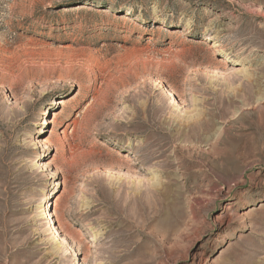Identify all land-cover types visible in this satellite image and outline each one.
I'll list each match as a JSON object with an SVG mask.
<instances>
[{"label":"rangeland","instance_id":"obj_1","mask_svg":"<svg viewBox=\"0 0 264 264\" xmlns=\"http://www.w3.org/2000/svg\"><path fill=\"white\" fill-rule=\"evenodd\" d=\"M0 264H264V0H0Z\"/></svg>","mask_w":264,"mask_h":264},{"label":"bare ground","instance_id":"obj_2","mask_svg":"<svg viewBox=\"0 0 264 264\" xmlns=\"http://www.w3.org/2000/svg\"><path fill=\"white\" fill-rule=\"evenodd\" d=\"M152 10H153V13H155V14L161 13V10L158 7H156V6L152 7Z\"/></svg>","mask_w":264,"mask_h":264}]
</instances>
